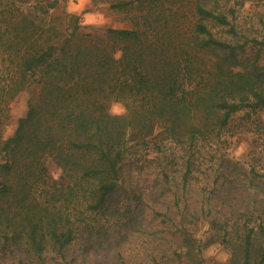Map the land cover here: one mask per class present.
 <instances>
[{"label": "trees", "instance_id": "obj_1", "mask_svg": "<svg viewBox=\"0 0 264 264\" xmlns=\"http://www.w3.org/2000/svg\"><path fill=\"white\" fill-rule=\"evenodd\" d=\"M244 3L92 0L131 25H83L66 0H0L5 250L41 262L53 253L60 264H107L97 252L106 223L141 224L133 205L146 193L133 185L131 155L151 141L158 177L147 220L170 251L160 253L156 243L147 257L119 252L108 264H200L214 244L227 250L226 264H264V167L253 163L243 184L195 177L203 147L264 109V40L240 28ZM23 90L28 109L5 135L11 102ZM115 101L126 104L125 115L109 114ZM47 157L62 168L61 180L48 183ZM36 182L48 185L43 198Z\"/></svg>", "mask_w": 264, "mask_h": 264}, {"label": "rangeland", "instance_id": "obj_2", "mask_svg": "<svg viewBox=\"0 0 264 264\" xmlns=\"http://www.w3.org/2000/svg\"><path fill=\"white\" fill-rule=\"evenodd\" d=\"M66 7L68 10H75L81 14L83 25H131L127 20L122 19V13L96 8L93 6L92 0H84L83 4L81 0H66ZM89 18H91V22L85 23ZM237 21L240 28L250 35V37L256 36L258 39L264 40V0H245V3L239 6ZM28 98L29 92L23 90L11 102V117L6 125L5 135H9L15 130L19 117L26 113ZM113 103H121L126 108V104L122 101H115ZM260 120H264V109L257 115H254L250 122L240 123V126L237 124L232 132L222 135V138L217 140L214 145L203 147L201 150L202 164L196 172V179L201 182L211 181V186L213 181L224 182L229 186L230 181H233V179L237 181L242 179L243 184L245 183L243 179H246V175L250 172L253 163L258 164L256 167L263 169L264 165L261 164H264V127H262L261 123L260 125L257 124ZM242 128L243 130H241ZM172 146L174 147V145L168 142L163 143V147H168L169 151L173 149ZM241 147H243V152L237 155ZM154 151L155 147L152 146L151 141L147 143L143 142L133 147L131 159L134 160L133 167L136 169V175L134 176L136 181H133V185L136 187V191L146 193L143 194L144 199L138 200L133 205L134 212L140 217V225L142 226L138 225V228H127V226L117 223L116 220L106 223L104 230L108 229L105 236L107 240L97 252L99 253L98 259L107 264L111 263L113 258L118 256L119 252L137 257H147L153 246L156 243L162 242L158 234H156L158 227L155 224H148L149 221L147 220L152 203L151 185H156V178L158 177V169L151 166L150 160ZM45 163L47 166L48 183L54 182L53 180H61L63 170L56 160L52 157H47L45 158ZM220 172L222 174L217 176ZM215 178H218V180H215ZM234 185H239V182H236ZM44 187L48 188V185L37 182L35 184L36 194L40 198L44 197ZM231 192L234 194L235 190ZM120 200L121 208L127 209L128 202L130 201L127 194L120 195ZM234 200L237 199L234 198ZM154 223L157 224L155 221ZM142 228H146V231ZM203 229L204 227L200 230L199 235L204 233ZM155 236H157L156 240L150 243L149 237L154 239ZM166 247L169 246L167 245ZM76 248H78L77 245ZM159 251L162 254H166L170 249H166L161 243ZM222 254L228 256L227 250L220 246V244H214L204 249L200 264H226V261L219 259ZM42 262L36 255H28L21 250H16L15 252H12L10 249L5 250L0 236V264L61 263L56 254L53 253H48L46 261Z\"/></svg>", "mask_w": 264, "mask_h": 264}, {"label": "clouds", "instance_id": "obj_3", "mask_svg": "<svg viewBox=\"0 0 264 264\" xmlns=\"http://www.w3.org/2000/svg\"><path fill=\"white\" fill-rule=\"evenodd\" d=\"M81 2L83 4L84 0H81ZM90 22H91V18H89L88 20L85 21V23H90ZM108 111H109V114L112 115V116H123V115L126 114L127 109L124 108L121 103H113ZM242 152H243V147H241L238 150L237 155H239ZM219 259H222V260L226 261L228 259V257H227L226 254H222L221 257H219Z\"/></svg>", "mask_w": 264, "mask_h": 264}]
</instances>
